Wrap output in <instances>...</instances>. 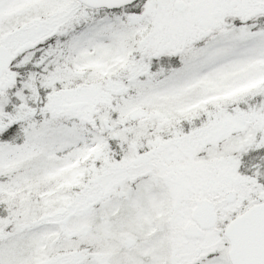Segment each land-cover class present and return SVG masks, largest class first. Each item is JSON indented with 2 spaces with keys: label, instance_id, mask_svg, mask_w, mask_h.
Returning a JSON list of instances; mask_svg holds the SVG:
<instances>
[{
  "label": "snow or ice",
  "instance_id": "snow-or-ice-1",
  "mask_svg": "<svg viewBox=\"0 0 264 264\" xmlns=\"http://www.w3.org/2000/svg\"><path fill=\"white\" fill-rule=\"evenodd\" d=\"M0 264H264V0H0Z\"/></svg>",
  "mask_w": 264,
  "mask_h": 264
}]
</instances>
